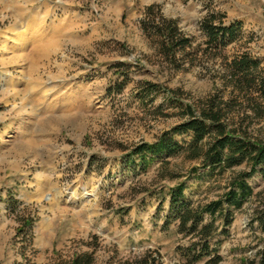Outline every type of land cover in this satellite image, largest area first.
<instances>
[{
    "label": "rangeland",
    "instance_id": "374dc122",
    "mask_svg": "<svg viewBox=\"0 0 264 264\" xmlns=\"http://www.w3.org/2000/svg\"><path fill=\"white\" fill-rule=\"evenodd\" d=\"M149 6L199 46L192 64L176 70L162 59L140 26ZM212 13L241 23L222 54L246 52L264 68V0H0V264H59L82 252L93 264H124L146 250L184 264L177 248L188 240L175 221L165 225L169 188L184 182L187 201L204 204L246 166L217 173L182 151L140 171L122 155L180 122L175 100L194 104L222 88L220 58L201 51L199 22ZM142 81L159 91L141 98ZM255 101L262 114L247 112L264 141V99ZM249 184L254 195L234 213L219 264H242L261 247L252 219L264 177Z\"/></svg>",
    "mask_w": 264,
    "mask_h": 264
},
{
    "label": "trees",
    "instance_id": "16d2710c",
    "mask_svg": "<svg viewBox=\"0 0 264 264\" xmlns=\"http://www.w3.org/2000/svg\"><path fill=\"white\" fill-rule=\"evenodd\" d=\"M140 26L156 45L162 59L176 70L192 64L200 52L199 46H192V39L181 31L176 20L162 17L155 6L146 8ZM199 29L205 37V47L201 51L221 60L222 72L217 78L222 88L194 104L175 100L173 107L180 112V122L153 143L133 146L122 155V159L126 167L131 164L134 169L144 171L157 158L186 151L189 159L198 160L201 167L217 173L243 164L246 166V170L230 179L227 191L204 204L192 205L187 201L184 182L169 188L170 215L166 217L165 225L175 221L177 233L188 240L187 246L177 248L184 264H219L222 260L219 246L229 233L234 213L254 195L250 179L256 174L264 177V141L254 134V123L247 112L262 114V108L255 100L264 99V68L257 58L246 52L231 58L222 54L236 40L241 23L224 24L212 13L200 20ZM141 84V98L159 91L150 82L142 81ZM243 102L247 106H242ZM181 135L189 137L184 145L174 139V136ZM7 207L15 211L16 202L10 198ZM252 221L264 234V200L255 210ZM31 227L32 222L25 224L20 234L27 237ZM93 263V253L82 252L59 264ZM124 264H162L161 255L158 251L146 250ZM242 264H264V238L255 257L243 260Z\"/></svg>",
    "mask_w": 264,
    "mask_h": 264
},
{
    "label": "crops",
    "instance_id": "0c3cea01",
    "mask_svg": "<svg viewBox=\"0 0 264 264\" xmlns=\"http://www.w3.org/2000/svg\"><path fill=\"white\" fill-rule=\"evenodd\" d=\"M7 39H10V38H7ZM7 39L3 40V44L8 45L9 43H12V39H11V42H10V40L7 41ZM9 84H11V83H9Z\"/></svg>",
    "mask_w": 264,
    "mask_h": 264
}]
</instances>
